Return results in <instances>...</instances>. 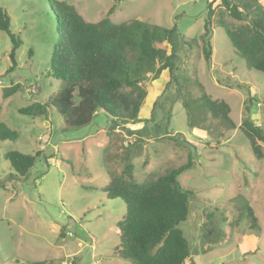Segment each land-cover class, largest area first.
Returning <instances> with one entry per match:
<instances>
[{"label": "rangeland", "instance_id": "374dc122", "mask_svg": "<svg viewBox=\"0 0 264 264\" xmlns=\"http://www.w3.org/2000/svg\"><path fill=\"white\" fill-rule=\"evenodd\" d=\"M53 1L0 0L10 20L9 32L0 30V122L18 134L0 140V182L6 183L0 187V264H131L114 254L120 242L116 222L125 203L101 190L110 174L121 172L127 155L136 181L164 174L191 156V166L179 175L192 191L187 218L178 225L189 246L185 264H264V143L258 141L263 157L257 159L238 127L250 93L249 116L264 129V73L246 64L218 25L220 20L229 26L240 22L219 0L212 2V54L206 62L200 40L206 0H64L88 22L100 20L114 5L110 19L115 23L139 19L175 26L186 40H197L177 51L178 93L170 106L169 135H154L153 128L164 115L153 103L167 71L143 82L146 97L139 117L145 121L113 124L99 112L88 125L65 128L52 108L46 118L18 112L47 100L61 84L49 69L57 39ZM11 34L20 44L16 68L7 72ZM13 84L18 90L3 98L2 89ZM202 93L229 105L235 128L200 106ZM183 100L189 101V116ZM11 150L42 153L20 176L5 158Z\"/></svg>", "mask_w": 264, "mask_h": 264}, {"label": "trees", "instance_id": "16d2710c", "mask_svg": "<svg viewBox=\"0 0 264 264\" xmlns=\"http://www.w3.org/2000/svg\"><path fill=\"white\" fill-rule=\"evenodd\" d=\"M213 1L206 0V19L200 35L206 62L210 61L212 54ZM219 3L230 18L240 23L229 26L220 20L218 25L224 28L233 48L246 64L264 73V5L258 0H219ZM113 7L100 20L88 22L72 4L64 0L53 1L57 39L49 69L51 77L60 80L61 84L47 100L21 106L19 113L46 118L52 108L65 128L88 125L99 112L113 124H118L117 121H145L139 117L146 97L143 82L156 80L167 71L168 79L153 103V108L160 106L164 115L161 122L153 124V128L154 135H169L170 106L178 93L177 51L181 45H191L197 40H186L175 26L166 28L139 19L115 23L110 19ZM9 26V17L0 6V30L9 32ZM10 38L12 44L8 56L11 65L7 72L16 68L15 50L20 44L13 34ZM166 44L170 45L169 52ZM236 86L243 87L240 83ZM18 88V84L4 87L2 97H9ZM251 102L249 93L246 115L238 127L248 139L254 156L261 159L263 151L258 141L264 143V129L249 116ZM199 103L212 118H219L230 128L236 127L229 116L230 107L224 100L212 99L202 93ZM183 106L189 116V101L183 100ZM188 123L192 125L190 120ZM17 136L16 131L0 122V140H14ZM41 153V150L33 154L11 150L5 158L18 175L24 176ZM191 164L188 155L185 164L136 181L131 158L125 156L121 172L110 174L109 182L101 188L106 197L120 198L126 206L123 217L116 222L120 242L114 254L131 264H185L190 254L189 246L178 225L187 218L192 191L180 183L179 175ZM5 186V182H0V187ZM245 208L251 226H254L256 218L252 209L249 205ZM28 264L48 262L41 260Z\"/></svg>", "mask_w": 264, "mask_h": 264}]
</instances>
